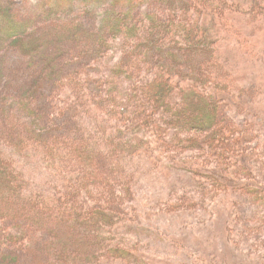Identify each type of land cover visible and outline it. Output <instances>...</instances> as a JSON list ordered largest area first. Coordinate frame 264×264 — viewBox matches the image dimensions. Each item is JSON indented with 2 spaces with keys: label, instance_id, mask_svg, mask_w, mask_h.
<instances>
[{
  "label": "trees",
  "instance_id": "16d2710c",
  "mask_svg": "<svg viewBox=\"0 0 264 264\" xmlns=\"http://www.w3.org/2000/svg\"><path fill=\"white\" fill-rule=\"evenodd\" d=\"M28 2L0 0V97L12 102L0 107V264H160L131 236L138 156L183 160L179 168L264 201L258 99L221 44L242 30L241 15L264 18V0H37L30 11ZM11 48L32 59L21 71L36 70L32 78L5 77ZM54 85L58 97L46 93ZM18 111L29 114L20 121ZM31 164L48 175L40 184ZM197 181L209 199L213 187Z\"/></svg>",
  "mask_w": 264,
  "mask_h": 264
},
{
  "label": "rangeland",
  "instance_id": "374dc122",
  "mask_svg": "<svg viewBox=\"0 0 264 264\" xmlns=\"http://www.w3.org/2000/svg\"><path fill=\"white\" fill-rule=\"evenodd\" d=\"M18 1L24 3L27 0ZM34 1L37 2V0H29L26 10L28 5V11L32 9ZM92 15L95 16L94 13ZM241 19L242 30L237 29L235 33L228 31L230 35L228 34L221 42L222 53L241 83L253 88L254 96L251 99H258L257 108L261 112L263 125L258 127V138L252 147L257 148L256 180L264 184V99L260 105L261 96L258 97L257 93L258 85L264 87V18L261 21H253L249 16L247 19V16L241 15ZM240 38L244 40L249 38L251 43ZM6 52V49L5 52L3 50L1 55ZM115 57L117 53H114ZM5 61L7 62L5 77L15 80L16 83L20 77L27 75L26 77L30 78L36 71H28L25 75V70L21 72L30 65L32 59L23 55L17 48L8 51ZM73 69L75 70V67ZM0 88L8 89L4 85H0ZM46 93L58 97L59 88H56V85L49 86ZM7 95L11 94L5 92L0 97V107L6 103L12 104ZM17 114L22 121L21 114H24L23 118L26 119L29 112L18 111ZM4 117L0 115V122ZM0 126L1 129L2 125ZM255 130L257 132V129ZM204 155L200 150H186L183 157L186 159L194 157L197 162L214 166L215 164L207 163L213 162L214 159L208 161ZM182 161L180 160L177 165L181 166ZM222 161L224 163V160ZM177 165L174 166L171 159L165 158L159 161L151 156H138L133 162L136 192L127 201V205L136 213V223L132 227L131 236L142 242L144 257L160 264H264V201L258 200L254 194L234 187L215 185L218 183L213 179L195 176L190 169H181ZM30 166L29 170L40 184L41 179L48 175L40 168H36L35 164ZM238 175L245 181L252 180L248 168L240 169ZM197 179L213 187L212 195L205 201L203 198L206 187H203ZM33 186L40 185L34 183ZM214 187L222 189L215 190ZM36 190L38 188L33 191ZM182 197L188 199L183 203L187 205L186 208L169 213L167 210L169 206L180 201ZM234 219L238 220L235 227L232 226ZM0 221L2 224L1 218ZM3 226L5 225L0 226L2 228L0 235L3 233ZM46 237L51 238L49 231ZM30 256L29 254L26 259Z\"/></svg>",
  "mask_w": 264,
  "mask_h": 264
}]
</instances>
